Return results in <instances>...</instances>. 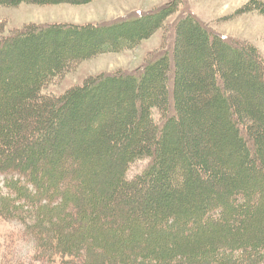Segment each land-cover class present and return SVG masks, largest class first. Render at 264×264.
<instances>
[{
	"label": "trees",
	"instance_id": "16d2710c",
	"mask_svg": "<svg viewBox=\"0 0 264 264\" xmlns=\"http://www.w3.org/2000/svg\"><path fill=\"white\" fill-rule=\"evenodd\" d=\"M94 1L0 0V8ZM179 6L109 24L6 33L0 23V217L23 226L33 262L264 264L256 47L188 13L171 49L143 68L53 94L75 65L136 49ZM251 12L264 15V0L236 13ZM139 161L148 164L129 176Z\"/></svg>",
	"mask_w": 264,
	"mask_h": 264
},
{
	"label": "rangeland",
	"instance_id": "374dc122",
	"mask_svg": "<svg viewBox=\"0 0 264 264\" xmlns=\"http://www.w3.org/2000/svg\"><path fill=\"white\" fill-rule=\"evenodd\" d=\"M174 0H96L87 5L37 6L21 5L17 8H0V23L6 33L30 24H109L125 17L153 14L171 4ZM249 0H177L178 12L165 20L154 35L143 41L134 50L118 54L101 55L78 63L57 83L53 94L64 92L82 84L91 76L112 74L118 71L134 72L166 49H171L175 25L181 17L191 14L204 23L211 31L226 37L248 43L256 47L264 59V15L258 12L237 14ZM62 83V84H61ZM159 120L157 111L153 115ZM148 161H139L129 170V176L140 172ZM3 178H0L2 186ZM23 226L0 217V263L38 264L32 261L34 245L23 236ZM45 264V263H41ZM60 264V263H57Z\"/></svg>",
	"mask_w": 264,
	"mask_h": 264
}]
</instances>
